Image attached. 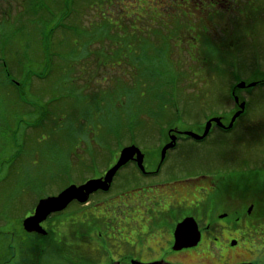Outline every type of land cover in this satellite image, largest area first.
Masks as SVG:
<instances>
[{
    "label": "rangeland",
    "instance_id": "1",
    "mask_svg": "<svg viewBox=\"0 0 264 264\" xmlns=\"http://www.w3.org/2000/svg\"><path fill=\"white\" fill-rule=\"evenodd\" d=\"M90 1L79 3V10L67 20L77 24L79 33L57 30L45 62L37 28L27 18V1L0 0V57L8 56L11 77L21 80L25 91L18 98L15 89L0 79V264H115L112 258L124 254L149 258L158 251L157 245L146 240L139 250H122L124 244L119 242L130 235V226L123 237L118 231L128 199H156L157 193L168 195L170 209L179 203L173 208L178 209L204 203L215 186H232L236 203L248 207L255 200L251 217L264 221V84L235 86L240 80L264 78V0L254 5L235 0L226 10H214V15L208 9L161 5L163 0ZM41 24L47 23L42 19ZM207 37L217 44L214 55L211 49L203 54L202 40ZM5 43L6 54L1 50ZM155 54L168 57L177 74L178 111L167 105L169 116L161 123L143 111L142 125L135 127L134 115L125 113L129 106L121 102L132 97L138 105L150 102L154 111L159 108L158 99L137 85L143 80L138 58L147 60ZM168 87L163 89L170 91ZM231 88L247 102L236 125L226 134L214 126L203 141L179 138L160 163L162 146L177 130L201 133L209 116L223 115L229 121L238 109ZM48 100L52 102L45 107L46 114L32 111ZM18 143L23 144L20 156L10 161ZM130 143L145 154L146 167L160 163L157 175L145 177L128 162L113 175L107 191L97 189L84 203L72 200L63 210L48 214L41 224L46 233L34 235L22 229L23 217L32 212L38 198L57 194L67 183L103 176L120 149ZM199 173H211L213 178H190L183 187L176 184L174 192L146 195L142 190L149 185L164 187L159 185L163 182L174 185L172 178L183 181L182 177ZM251 183L258 187L254 195ZM250 235L254 252L246 255L249 258L256 255L260 247L256 244L264 245V227ZM182 259L192 261L188 254ZM231 259L237 258L228 256Z\"/></svg>",
    "mask_w": 264,
    "mask_h": 264
},
{
    "label": "flooded vegetation",
    "instance_id": "2",
    "mask_svg": "<svg viewBox=\"0 0 264 264\" xmlns=\"http://www.w3.org/2000/svg\"><path fill=\"white\" fill-rule=\"evenodd\" d=\"M256 1L257 0H248L252 5H254ZM165 3H170L167 4L168 6H182L185 9L194 8L200 9V11L208 9L212 10L209 15H214L215 11L226 10L236 2L235 0H171L170 2L163 0L161 5H165ZM262 80L264 81V78ZM221 119L223 124L228 123V121L226 123L223 120V115H221ZM214 124L215 123L213 122L210 130L214 127ZM217 127L219 128V131L224 134L230 131L223 125ZM210 130L208 134L210 133ZM176 135L177 139L187 138V135L178 132V130ZM205 137L194 141H203ZM129 162L133 164L135 163L133 160H130ZM159 166V163L151 168H148L145 165L146 171H140V173L145 177H153L154 175H157ZM199 177L205 181H210L212 175L211 173H199L196 176L187 175L182 177L185 178L184 180L182 179L183 181L172 178L171 180L174 185L163 182L159 185L164 187H152V185H149L146 190H142L144 191V194L147 193L146 195L153 191H171L170 189H173L174 192L175 189L177 191L176 184L179 183V186L183 187L184 184L189 181L188 179ZM228 178L229 177H223L222 179L228 180ZM217 180L218 176L211 184H214ZM220 181L221 179L218 182ZM232 182L233 180L231 178V183ZM123 187L127 188V185ZM123 187L122 189L126 191L127 189H124ZM211 193L210 198L204 201V203L200 200L191 207L178 209L173 208L178 206L179 203L174 204V207L170 209L171 202L167 201L168 195L166 194L157 193L158 195H156V199H150L146 196L143 200H140V202L133 200L128 201V199L127 203L125 202V207L127 208L125 211L127 212L123 217L124 221L121 222V226L119 227L120 230L118 232L120 233V236L123 237V232L127 230V226H130V235L122 238L119 242V244H124L121 246V249L139 250L140 248L137 247L143 244L146 240H151L154 245L158 246V251L152 256L149 255V258L144 260L139 259L140 261L146 262L162 259L166 262H170V264H264V245H261L260 243L256 244L260 246L256 248V255L251 258L246 257V255H251V253L254 252L250 248V245H253V243H251V232L256 231L257 228L264 227V221L258 222L257 219L251 217L250 212L254 205H256L255 200L249 201L250 204L248 207L245 205V202L241 201L236 203L234 188L232 186L227 188L223 186H215ZM170 195L174 196V194ZM130 196L131 194H128V197ZM132 207L133 210L129 209ZM120 209L122 210V207H120ZM120 209L118 202V210ZM168 210L174 215V218L169 216ZM186 216H192L195 219L200 231V238L194 245L184 246L180 249H173L174 228L176 224ZM27 232L29 233V231ZM30 233H34V235L40 234L36 231H30ZM114 234L115 233H112V235ZM99 244L103 245L104 241H101ZM260 251H262V255L258 254ZM185 254L189 255L192 260L191 262L182 259V256ZM228 256L237 259L228 260ZM132 258L134 257L124 254L121 258H117L116 260L112 258V260L113 262L115 261V264H120L122 261L130 262Z\"/></svg>",
    "mask_w": 264,
    "mask_h": 264
},
{
    "label": "trees",
    "instance_id": "3",
    "mask_svg": "<svg viewBox=\"0 0 264 264\" xmlns=\"http://www.w3.org/2000/svg\"><path fill=\"white\" fill-rule=\"evenodd\" d=\"M27 5H28V11L27 13L28 19H31L30 21L33 22L32 25L36 26L34 27L37 31V41L40 43L43 47L44 51V61L48 62L50 59V43L52 41V38L54 37V34L57 30H60L62 34H67L69 31L68 30H73L72 32L74 34H78L79 31L77 28L76 23H68L67 20L69 21V17L73 15L74 11L79 10V3L86 2V3H91L90 0H26ZM94 1H99L101 2L102 0H93ZM92 4V3H91ZM76 11V12H77ZM75 15V14H74ZM102 18L106 17L104 11L101 13ZM26 18V19H27ZM27 19V20H28ZM44 20L45 25L41 24V20ZM108 24L111 25V22L108 21ZM28 40L27 38V46L28 45ZM163 46H166V43L163 42ZM202 49H203V54H205L209 49H211L212 54H216L215 51L217 50V44L215 43L214 38L207 37L206 39L202 40ZM8 44L5 43L3 45V48L1 50H4V53L6 54V49H7ZM163 46L159 49V52H162ZM219 52V51H218ZM8 56H1L0 57V79L3 81V83L8 84L10 87L14 88L17 97L22 98L23 92V83H21V80H17L16 78L11 77V69L12 63L7 59ZM168 57L165 56H158L157 54L153 55L151 58H148L145 60V58H138L140 63L138 64L139 70L138 73L140 76L143 77V80L138 83V88L148 91L151 94V97L154 98L155 100L158 99L159 102V108L157 107L156 111L153 110L151 103L149 102L146 107L141 106L140 104L136 102V99H128L124 102H121V106H129L130 111L127 113V110L125 109V113L127 114L128 117H131L134 115L133 120V126H138L142 125V119L140 117L141 113L145 111L149 115H153V118H158L164 119L169 113L168 110L178 111L177 109V97H176V83L179 81L177 78V74L175 72H172V67L170 66L168 62ZM144 65V68L141 69V65ZM9 66L11 68H9ZM23 70V65H21V69H19V75L20 71ZM6 75V80L2 78L1 74ZM18 74V73H17ZM33 74L32 71H30L29 76ZM31 80V79H30ZM29 80V84H30ZM250 82V81H249ZM261 85L264 84L262 80H256V85ZM165 85H170V91H166L163 88ZM176 85V86H175ZM179 87V86H178ZM232 90V88H231ZM230 90V92H231ZM129 91V95L132 96ZM166 93H168L166 95ZM166 95V96H165ZM140 97V96H139ZM130 98V97H129ZM55 101H60V97L56 98ZM52 100H48L42 103L43 108L38 105L35 109H32L33 112L39 113V115H44L45 113V107H47ZM136 105V106H134ZM170 109L168 108V106ZM31 109H26V112ZM124 111V108H122ZM132 112V114H131ZM130 113V114H129ZM129 114V115H128ZM169 116V115H168ZM181 115L175 116V118H180ZM132 118V117H131ZM174 118V119H175ZM240 118V117H239ZM162 120L158 122H162ZM136 123V124H135ZM236 125V123H235ZM36 128V126L34 127ZM15 138V137H14ZM20 146L17 148L16 152L12 154V161L14 158H17L20 156V148L22 149L23 144L18 143L16 144V147ZM68 184V183H67ZM65 186V185H64ZM250 192L252 195L258 193V187L255 183L250 184ZM21 224V223H20Z\"/></svg>",
    "mask_w": 264,
    "mask_h": 264
},
{
    "label": "water",
    "instance_id": "4",
    "mask_svg": "<svg viewBox=\"0 0 264 264\" xmlns=\"http://www.w3.org/2000/svg\"><path fill=\"white\" fill-rule=\"evenodd\" d=\"M255 83V81H251L246 84L244 80H240L236 83V86L243 88L246 85L253 86ZM234 100L235 102H238L239 108L231 115L229 123L226 125L228 128L233 125L234 120L243 112L245 108L244 100L239 102L237 95H234ZM212 122H215L217 125L225 126L222 123L220 116H211L205 121L204 128L201 133L191 129L184 130L183 133L198 140L202 139L210 130ZM169 137L170 140L166 142L160 150V162L164 159L167 149L175 145L176 134H171ZM131 159L136 161L140 170L145 171L143 163L144 153L141 149L134 143L125 145L120 149L115 162L105 170L103 176L88 178L80 184L72 182L64 186L57 194L40 197L34 205L32 212L23 217V228L29 232L36 231L39 233H46L47 231L42 227L41 222L48 216V214L63 210L72 200H77L81 203L85 202L89 194L97 189L104 191L108 190L113 175L122 165ZM173 235L174 243L172 248L180 249L184 246L196 244L200 238V231L195 219L192 216H186L176 224ZM130 262L132 264H170V262H166L162 259L143 262L132 258Z\"/></svg>",
    "mask_w": 264,
    "mask_h": 264
}]
</instances>
